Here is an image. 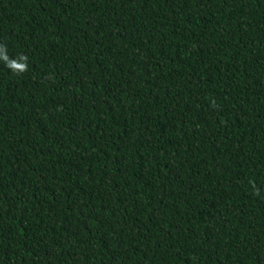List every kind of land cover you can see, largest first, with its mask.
<instances>
[{
    "label": "trees",
    "instance_id": "1",
    "mask_svg": "<svg viewBox=\"0 0 264 264\" xmlns=\"http://www.w3.org/2000/svg\"><path fill=\"white\" fill-rule=\"evenodd\" d=\"M0 47V264H264V0H0Z\"/></svg>",
    "mask_w": 264,
    "mask_h": 264
},
{
    "label": "clouds",
    "instance_id": "2",
    "mask_svg": "<svg viewBox=\"0 0 264 264\" xmlns=\"http://www.w3.org/2000/svg\"><path fill=\"white\" fill-rule=\"evenodd\" d=\"M3 53H4V49L2 47H0V59L5 61L6 66L9 69H11L13 72H17V73L26 71V69H27V65L25 63L27 61V57L26 56L21 55L19 57V60L22 61V62H17V60H15V59H9V57L4 55ZM253 188L255 190V194H258L259 190L255 189V185L254 184H253Z\"/></svg>",
    "mask_w": 264,
    "mask_h": 264
}]
</instances>
